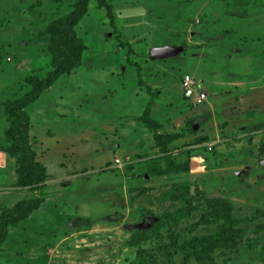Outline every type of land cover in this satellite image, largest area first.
<instances>
[{
	"label": "rangeland",
	"instance_id": "1",
	"mask_svg": "<svg viewBox=\"0 0 264 264\" xmlns=\"http://www.w3.org/2000/svg\"><path fill=\"white\" fill-rule=\"evenodd\" d=\"M76 2L0 0V146H8L11 129L6 107L21 99L35 162L27 166V152L18 143L17 152L7 148L0 162V212L25 214L23 208L36 206L9 231L0 264H135L139 256L143 264H184L181 246L203 236L212 246L204 264H264V150L257 152L260 144L264 148V0H107L115 32L99 0L89 1L76 25H61L58 20L71 16ZM162 46L182 50L151 58V49ZM69 61L79 65L26 105L35 80ZM200 64L209 66L213 84L221 86L214 90L222 93L258 84L259 103L245 94L233 96L224 108L215 105V120L205 118L214 90L200 83ZM185 73L206 94L204 115L197 120L205 124L197 130L214 129L209 141L229 120L241 118L248 120L239 126L256 123L262 135L254 137L249 151L248 146L226 151L227 167L211 170L212 175L201 154L198 172L187 167L155 177L162 154L140 148L146 129L135 119L151 101L159 116V103L173 97L179 98V110L188 111L190 99L182 98L180 88ZM152 84L157 87L151 96ZM12 134L11 144L20 136ZM186 144L170 147L180 169L192 161ZM133 148L143 153L129 154ZM215 149V157L210 156L220 165V147ZM115 159L122 162L117 167ZM133 163L135 173L129 177L126 168ZM200 192L210 199L201 200ZM226 204L233 206L229 213ZM223 208L227 221L220 217ZM209 217L212 223H201ZM186 264L199 262L191 258Z\"/></svg>",
	"mask_w": 264,
	"mask_h": 264
},
{
	"label": "crops",
	"instance_id": "2",
	"mask_svg": "<svg viewBox=\"0 0 264 264\" xmlns=\"http://www.w3.org/2000/svg\"><path fill=\"white\" fill-rule=\"evenodd\" d=\"M200 66H201V64H200ZM200 69L202 70L201 72L204 73V76L202 77V79L200 78L201 84L206 82L207 86H210L211 90H214L217 87H221V86H218L220 84L217 82H216L217 85L213 84L214 82H212V81L215 80L216 78H214V79L212 78V76L210 74L211 69H209V66L203 64V67L199 68V70ZM207 69L209 70V73L206 75ZM186 74H188V73H186ZM188 75H190V74H188ZM153 85L154 84H152V86ZM152 86L151 87L149 86V93L151 96L153 95V90L156 89L157 85H154L153 87ZM258 86L259 85L256 84V87H254V89H252V90L249 89V90H245V91L236 90L233 92L232 88H234V87H231L229 89L230 90L229 92H223L222 93L221 88L212 91V93H214V94L210 95L212 98L210 96L208 98L211 100V102L206 101L207 105L205 106V108L207 106L209 108H207V110H206L207 113L205 114L204 117L206 118L209 116L210 120L211 119L215 120L216 119L215 118L216 113H217V112L215 113L216 107H219L222 105L225 106V104H226L225 100L226 99H227V102L233 101V96H234V99H236V97H238V95L242 96V94H245V97L250 96V97L254 98L257 101V103H259V100H258V98H259V87ZM180 88L182 90V93H181L182 98L186 97L187 99H190L189 103H187V102L185 103V104H188V111L179 110L178 108H180L181 103L180 102L178 103L176 101V100H179V98L173 97V100L167 99V101L164 104L159 103L160 106L163 105V109L158 112L159 116H157L156 113L158 110L155 109V108H157V106H156L157 103H154L151 101V102L147 103V106L145 109H143V107H142L141 112L139 113V115L136 116L135 121L140 122L139 117L144 114V112L147 108H150V116L156 121V123L159 126L158 132L175 135V137H176L175 140H173L169 146L171 147L173 145H178L179 143L180 144L187 143L186 146L184 147L186 154H188V152H194L192 155H190V156H192V157H190V159H192V161L190 162V164H188V168H189L190 172H192V173H194L195 171L198 172L199 169L202 168L198 164L197 161H198V159L202 158V156H200V155L203 154L205 159H207L206 160V162H207L206 165L208 166L207 170L209 171V174L212 175L211 173H213V172H211V170L219 168V167L221 168L224 166L227 167L228 157L224 156L226 151L230 152V154H231L234 151H237L238 149H242V147L244 148L245 146H248L245 148H248L247 150L249 151V149H250L249 147L251 146L250 144H252L254 137L259 135V134L262 135V133H260V129H259L258 125H256V123L251 124V125L249 124L250 126L247 125L246 127L243 126L244 124L243 125L241 124L242 126H239L240 124H238V123H242L241 121H244L243 119H245V121L248 120L247 118H241V119H237L235 121L229 120V122L224 127L221 128V130H220L221 132L216 131L217 134H215V136L212 137V139L209 141V139L211 138L210 135L213 136V133H215L214 129L213 130H203V131L197 130V128L199 126L201 128V125H202L200 122H197V120H199L198 117H200L199 115L202 113L201 112L202 111L201 110L202 104L197 105V103H196V97H197L196 92L191 91L188 93L182 85V78H181V82H180ZM245 88H247V87H245ZM234 89H236V88H234ZM203 90L204 89L202 87V91ZM239 92H241V93H239ZM242 92H244V93H242ZM160 93H161V90H160ZM122 103L125 104L126 100H125V102H122ZM122 103L119 102L118 106L123 105ZM229 103H231V102H229ZM229 103H227V104H229ZM216 104H217V106L215 107ZM224 106H222V108H224ZM132 111H133V109H130L131 113H133ZM201 115H204V113ZM249 118L253 119V116H249ZM201 120L202 119H200V121ZM204 124L205 123H203V125ZM207 124H209V123H207ZM230 124H231V126H230ZM106 125L113 127V124L109 123V121H107ZM143 127L146 130H145V132L141 133L140 145L143 147H140V148H142V150H143V148L146 147L145 153H149V152L155 153L156 152V153H158L157 155H159V152H158L159 149L156 147V140L154 138L153 132H151L149 129H147L144 125H143ZM229 127L233 128L231 132L234 134H231V136L228 134ZM211 129H212V126H211ZM235 129L240 130V131L236 132L237 130H235ZM225 131H226V133H225ZM106 134H107V132H106ZM218 135H222L223 136V137H221L222 139H219L220 136H219V138L215 139V137ZM184 141H187V142H184ZM204 143L206 145L202 146V145H204ZM216 145L218 147H220V153L219 154H221V156H222L221 157L222 162L220 165H218L219 163H217L215 161V159L211 158V156H210V153H212V154L215 153ZM260 145H259V147H260ZM259 147L257 148V152L259 149H261L260 153L263 152L262 148H259ZM116 148L117 149L120 148V144H118V146ZM208 149L211 152H207ZM235 149H237V150H235ZM128 153L133 155L134 153L140 154L143 152L141 150H139V148H137V149L133 148V149H130L128 151ZM0 154H2V160L0 161L2 163L4 161V159L6 158V154H3L1 152H0ZM257 154H259V153H257ZM215 155L216 154H214L213 156L215 157ZM193 160L196 162H193ZM260 163L262 166H264V156L260 160ZM196 164H197V168H196ZM258 164H259V160H258ZM3 211H4V208L1 210L0 216L2 215Z\"/></svg>",
	"mask_w": 264,
	"mask_h": 264
},
{
	"label": "trees",
	"instance_id": "3",
	"mask_svg": "<svg viewBox=\"0 0 264 264\" xmlns=\"http://www.w3.org/2000/svg\"><path fill=\"white\" fill-rule=\"evenodd\" d=\"M90 0H78V2H76V10L72 13L71 16H67L64 17L59 21V23H61V25L68 23L69 21H72V24L77 23V21H79L84 14L87 12V4L89 3ZM100 2H102V5L105 6L108 9L109 12V17H110V23L112 25V27L114 28V31H117V29L115 28V24H114V16H113V11H112V4H109L107 2V0H99ZM31 8V7H30ZM63 23V24H62ZM118 34V33H116ZM221 34V33H220ZM73 40H75L73 38ZM119 45L122 46L123 48L128 47L127 52H131L132 48L131 45L127 42H123L122 39H120ZM77 57H80V55L78 54ZM129 64L134 65L133 62L128 61ZM79 65L78 61H69V62H65L64 64H61L56 71L53 74H50L46 79L41 80V79H36L35 80V88L34 91L32 92V94L28 97V103H33L34 101H36L39 97V94H41V92L44 90V87L47 85H50L51 83H53L54 81H56V79H58L61 75L63 74H67L69 73V71L73 68H76ZM186 75V73L184 74ZM182 75V78L183 76ZM25 104L23 103V100H17L11 104H8L6 107V117L10 123V131L6 132V137H5V141L7 142L8 146L7 147H2L0 146V152L3 154L7 153V148L9 147V149H11L13 152H17L18 147H16V143H18L20 145V147L25 148L26 152H27V166L30 168H33L35 165L34 162V152H31L29 146L27 145L28 142V135H27V131L26 128L28 127V114L25 111ZM25 115V117H24ZM139 121L147 128L149 129L151 132H153L154 134V138L156 140V147L159 149V154L162 156H158L159 158L157 159V170L155 172H153V175L155 177H159V176H164L167 175L169 172H173V171H178L180 172V170L184 171L187 170L188 165L186 166H182V164L178 163L179 166L181 167H185V168H179L175 162V159L172 158V152H171V148H170V143L175 140V135L174 134H167V133H159L158 129L159 126L156 123V121L150 116V108H147L144 112V114L142 116L139 117ZM26 122L27 126L25 128V123ZM18 133L19 138L16 137V140L11 144V136L13 135L12 133ZM26 135L27 137H24L22 135ZM11 144V145H10ZM15 144V145H14ZM27 146V147H26ZM262 150H264V148H262ZM194 152H188V156L190 157V155H192ZM117 167V166H116ZM134 163L132 165H129L126 169L128 171H131V173L129 174L132 175V173L134 172ZM114 167L109 168L110 171H114L115 169H113ZM152 173V172H151ZM28 183V182H26ZM33 183H39V180H33ZM186 194V193H185ZM183 194V195H185ZM181 196L183 199L189 201L188 203L191 204V200L186 199L185 196ZM199 198H201V200H208L210 198H208L206 196V192H200L199 194ZM181 199V198H180ZM182 200V199H181ZM218 203H220V200H218ZM223 204V203H222ZM29 206L28 202L25 204H23V206ZM229 205V206H228ZM226 204L228 213L229 211L232 210V204ZM24 206V207H25ZM35 204L30 205L29 207H33V209H25L23 208L25 214H21L20 212H11L10 211H3L2 215L0 216V247L1 245L6 241L8 235H9V231L11 230L12 227H16L18 225V223L20 221H22L31 211L30 210H34L36 208ZM224 209V208H223ZM225 212V209L222 211ZM227 213V215H228ZM225 214H220V217L223 218L224 221H227L229 219V217ZM9 218V220H8ZM214 217H209L208 219H204L201 223H205L208 224L213 222ZM212 221V222H211ZM217 222V220L215 221ZM148 232V231H147ZM147 232L143 231L141 232V236L144 237V239H147ZM136 235V234H135ZM134 235V236H135ZM209 238L206 236L203 237H199L196 238V240L193 241V243L191 242H184V244L181 246L182 250H184V261L187 263L189 261V259L194 258L196 261L199 262V264H204V259H203V255L207 250H211L212 246H211V242H209L208 240ZM206 241V242H205ZM184 263V264H186ZM135 264H143V260H140V256L139 258L135 261Z\"/></svg>",
	"mask_w": 264,
	"mask_h": 264
},
{
	"label": "built area",
	"instance_id": "4",
	"mask_svg": "<svg viewBox=\"0 0 264 264\" xmlns=\"http://www.w3.org/2000/svg\"><path fill=\"white\" fill-rule=\"evenodd\" d=\"M182 85L188 93L191 91L196 92V94H197V97H196L197 105H201L204 103V101L206 100V94L200 88V84L192 76H190L188 74L184 75L182 78ZM121 163L122 162L120 159L114 160L115 166H118Z\"/></svg>",
	"mask_w": 264,
	"mask_h": 264
},
{
	"label": "water",
	"instance_id": "5",
	"mask_svg": "<svg viewBox=\"0 0 264 264\" xmlns=\"http://www.w3.org/2000/svg\"><path fill=\"white\" fill-rule=\"evenodd\" d=\"M182 47H175V46H162V47H155L151 49V58L153 59H161L166 58L172 55H176L181 52Z\"/></svg>",
	"mask_w": 264,
	"mask_h": 264
}]
</instances>
